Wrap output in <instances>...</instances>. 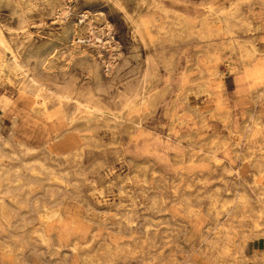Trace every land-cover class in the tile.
I'll list each match as a JSON object with an SVG mask.
<instances>
[{"label": "rangeland", "instance_id": "obj_1", "mask_svg": "<svg viewBox=\"0 0 264 264\" xmlns=\"http://www.w3.org/2000/svg\"><path fill=\"white\" fill-rule=\"evenodd\" d=\"M52 1L0 0V152L11 149L9 138L26 151L24 141L37 148L26 158L69 168V183L51 195L41 173L12 188L19 195L11 199L13 221L1 222L0 264H11L5 247L15 264H169L171 256V264H264V217L255 228L251 208L221 209L228 200L243 205V192L254 207L262 204L264 0H242L232 33L208 6L230 9L236 0ZM250 70H259L256 78ZM141 90L145 102L134 96ZM44 98L50 112L58 109L53 116L39 107ZM132 100L133 109L125 108ZM84 103L115 120L91 114ZM130 116L141 125L135 134ZM71 120L91 145L82 157L56 159L58 124ZM136 134L151 159L147 168L132 163L122 144ZM59 207L64 218L49 224L53 236L45 244L32 232L46 224L39 217L47 208ZM242 231L251 234L243 238ZM76 239L93 241L75 254Z\"/></svg>", "mask_w": 264, "mask_h": 264}, {"label": "bare ground", "instance_id": "obj_2", "mask_svg": "<svg viewBox=\"0 0 264 264\" xmlns=\"http://www.w3.org/2000/svg\"><path fill=\"white\" fill-rule=\"evenodd\" d=\"M24 1V0H23ZM52 1V0H51ZM246 1H248V0H246ZM53 2V1H52ZM235 2V7L234 8H217V7H215L214 5H209L208 6V13L210 14H217V15H219L218 16V19L223 23V25H224V30L226 31V32H228V33H232L233 31H232V27H231V22H232V20L234 19V17L236 16H239V11H240V7H241V3L243 2L242 0H236V1H234ZM122 4V3H121ZM232 6V5H231ZM19 7V6H18ZM60 14V13H59ZM59 16V15H58ZM251 19V18H250ZM205 23L208 25V29L209 30H211V31H213V29L211 28V23H210V21H208V19H206L205 20ZM147 24V23H146ZM251 24V23H250ZM136 27V26H135ZM4 30V29H3ZM104 30V29H103ZM67 32V31H66ZM153 32V31H152ZM81 33V32H80ZM5 34V33H4ZM62 35V34H61ZM208 35V34H207ZM209 35H211V34H209ZM60 37V36H59ZM7 38H8V35H7ZM57 38V37H56ZM61 38V37H60ZM59 38V39H60ZM77 38V37H76ZM65 39V38H64ZM63 40V39H62ZM74 40V39H73ZM58 41V40H57ZM82 41V40H81ZM57 44V43H56ZM56 44H54V45H56ZM59 44V43H58ZM61 44V43H60ZM33 46V45H32ZM79 46V45H78ZM30 47V46H29ZM28 47V48H29ZM39 47V46H38ZM58 47V46H57ZM54 48V47H53ZM32 50H34V49H32ZM36 50V49H35ZM51 50V49H50ZM38 51V50H37ZM36 51V52H37ZM55 51V50H54ZM77 51V50H76ZM33 52H35V51H33ZM32 52V53H33ZM70 52V51H69ZM50 53H51V51H50ZM49 53V54H50ZM54 53V52H53ZM37 54V53H36ZM39 55V54H38ZM42 55H44V53L42 54ZM50 56H51V54H50ZM72 56V55H71ZM252 56H253V51L252 50H249V49H246V53H245V55H244V57L247 59V60H251L252 59ZM25 57V56H24ZM42 57V56H41ZM29 58H30V56H29ZM28 58V59H29ZM32 58V57H31ZM47 58V57H46ZM71 58V57H70ZM36 59V58H35ZM58 59V58H57ZM72 59V58H71ZM37 60V59H36ZM73 60V59H72ZM24 61H25V58H24ZM40 61V60H39ZM49 61V60H48ZM29 62H30V60H29ZM41 63V62H40ZM45 63V62H44ZM52 63V62H51ZM54 63V62H53ZM15 64H17L18 65V62L17 61H15ZM23 64H25V63H23ZM23 64H21V65H23ZM39 64V63H38ZM90 64V63H89ZM111 64V63H110ZM155 64H156V62H155ZM43 65V64H42ZM54 65V64H53ZM37 66H39V65H37ZM28 67H29V65H28ZM41 67V66H40ZM39 67V68H40ZM48 67H50V66H48ZM52 67H54V66H52ZM66 67V66H65ZM90 67V66H89ZM22 68H23V66H22ZM21 68V69H22ZM30 68V67H29ZM43 68H46V64H45V66L43 65ZM55 68V67H54ZM53 68V69H54ZM95 68V67H94ZM31 69V68H30ZM32 69H33V67H32ZM51 69V68H50ZM38 70V69H37ZM91 70V69H90ZM97 70V69H96ZM99 70V69H98ZM97 70V71H98ZM109 70V69H108ZM156 70V69H155ZM33 71H35L34 69H33ZM50 71V70H49ZM150 71V70H149ZM258 71L259 70H255V71H252V70H250L249 72H248V76H252V77H255L256 78V75H257V73H258ZM93 72V71H92ZM105 72V71H104ZM107 72V71H106ZM47 74V73H46ZM94 75V74H93ZM100 76H101V74H100ZM259 77V76H258ZM53 78H55V77H53ZM56 79V78H55ZM71 80V79H70ZM252 80H254V79H252ZM45 81V80H44ZM41 82V81H40ZM45 84V83H44ZM40 85H41V83H40ZM64 85V84H63ZM59 86H61V85H59ZM65 87H66V85H65ZM64 87V88H65ZM128 87V86H127ZM63 88V89H64ZM54 89H55V87H54ZM128 89V88H127ZM142 89V88H141ZM40 90V89H39ZM56 90H57V87H56ZM61 90V89H60ZM139 90V89H138ZM128 91H130L129 89L127 90V92ZM136 91V90H135ZM140 91V90H139ZM47 92H49V91H47ZM130 93H132V92H130ZM125 94V93H124ZM124 94H123V96H124ZM133 94V93H132ZM148 94V93H147ZM159 94H161V93H159ZM52 95H55V96H57L58 98H60V100L62 99V98H64V97H66L67 98V96L68 95H66V94H61V93H54V92H52ZM129 95V94H128ZM134 95V94H133ZM140 95V101L141 102H145V100H146V92L145 91H142L141 90V92H139V93H137L136 92V94L134 95V96H136V97H138ZM131 96V95H130ZM161 96V95H160ZM159 96V97H160ZM128 97V96H127ZM66 98H64V99H66ZM133 98V97H132ZM41 99V98H40ZM123 99V98H122ZM129 100V99H128ZM117 101V100H116ZM125 101V100H124ZM48 100H47V98H44L41 102H39L38 104H39V107L41 108V109H43V111L45 112V111H47L48 112V115L49 116H53L54 114H56V112H57V110L58 109H55V111H52V112H50V110H49V108H48ZM137 102V101H136ZM124 103V102H123ZM73 104V103H72ZM75 104V103H74ZM113 105V104H112ZM124 105H125V108H131V109H133V107H134V105H135V103H133V100L132 101H129V102H127L126 104L124 103ZM73 106V105H72ZM84 106H85V108H87L88 110H89V112L91 113V114H97V116H99V117H102L103 119H105V120H107V121H114L115 120V117H112V116H110V115H108V114H105V113H103V108L101 107V106H99V105H90V104H85L84 103ZM105 106V105H104ZM123 109V108H122ZM121 109V110H122ZM130 109V110H131ZM71 110V109H70ZM69 111V110H68ZM110 111V110H109ZM251 112V111H250ZM21 113V112H20ZM70 113V112H69ZM74 113V112H73ZM76 113V112H75ZM74 113V114H75ZM94 116V115H93ZM96 116V115H95ZM117 116V115H116ZM123 116V115H122ZM60 118V117H59ZM62 118V117H61ZM117 119V118H116ZM121 119V118H120ZM123 119V118H122ZM61 120V119H60ZM59 120V121H60ZM93 120V119H92ZM129 120V122L131 123V128H133L134 130H133V134H135V131L136 130H138V128L140 129V124H138L137 123V121H135V119L133 118V116H130V118L128 119ZM85 121V120H84ZM76 122V121H75ZM90 122V121H89ZM66 123V122H65ZM62 124V123H61ZM107 123H105V125H106ZM258 125V124H257ZM95 126V125H94ZM102 126V125H101ZM104 126V125H103ZM113 126V125H112ZM116 129V128H115ZM81 128H80V126H78L77 124L75 125V124H73V120H71L68 124H66V128L65 129H63V130H61L59 133H58V137H63V136H65V132H68V131H71V132H76V133H79V139L81 140V142H82V145L81 144H79V145H81V147L79 148V149H77L76 151H74L73 153H66V154H58V153H56L55 154V157H59V158H62V159H67L68 158V156H70V155H73L74 157H82V155H83V152H84V149L86 148V147H88V146H90L91 145V143H90V138H91V136L90 135H84V134H82L81 133ZM95 131V130H94ZM70 132V133H71ZM92 132V131H91ZM245 134V133H244ZM124 139V138H123ZM138 137H137V134L135 135V138H134V140H131L130 142H128V143H123L122 142V144H123V147H124V149H125V151L126 152H128L129 154H131L132 156L130 157V161L132 162V163H135V164H138L140 167H144V168H147L148 167V165H150L151 164V159H149L148 157H144L143 155L145 154L144 153V150H143V147L142 146H140L139 144H138ZM63 142V141H62ZM109 142H110V140H109ZM8 143V142H7ZM94 143V142H93ZM59 144H62V143H60L59 142ZM21 145H24L25 147H26V151H23V154H25V155H28V154H32V153H34L36 150H37V148L36 147H32V146H26L25 144H21ZM107 147V146H106ZM119 147V146H118ZM193 148V147H192ZM191 148V149H192ZM13 149V153L14 154H16V155H18V153H19V151L17 152V151H15V149L14 148H12ZM195 151V150H194ZM11 152V151H10ZM9 152V153H10ZM1 153V152H0ZM21 154V153H20ZM11 156V155H10ZM120 156V155H119ZM122 156V155H121ZM210 156L213 158L212 160H215V162H217V163H220V161L222 160V158L221 157H219V156H216L215 154H213V153H211L210 154ZM12 157V156H11ZM15 158H16V156H14ZM196 158H198V155L197 154H192L191 155V159H193V160H195ZM37 160V159H36ZM251 160V159H250ZM34 161V160H33ZM30 162V161H29ZM186 161H181L180 163H179V167H181L184 163H185ZM222 162V161H221ZM258 162V161H257ZM25 164H27V163H25ZM15 165V164H14ZM30 165V164H29ZM8 166H9V164H8ZM13 166V165H12ZM17 166H19V165H17ZM22 167V166H21ZM28 168V171H29V173H30V176L31 175H36V178H38V177H40V174L41 173H43L44 174V176H46L45 178H46V180L48 181L49 180V182H47V187H50V189H51V195H54L55 194V191L56 190H60L61 188H65L64 186H63V183H69V180H68V175H69V173H70V170H69V168H67V167H59V168H55L54 166H52V165H48V164H46V162H45V160H39V166H38V164H37V166H31V167H27ZM6 170L7 171H9L7 168H6ZM16 172H21V170H20V168H15L14 169ZM234 170V168L231 166V165H228V166H226V171H227V173H232V171ZM154 172H157L156 170H154ZM260 172L261 173H264V168H260ZM10 173V172H9ZM13 175H14V173H12ZM81 174V173H80ZM80 176V175H79ZM20 177H21V175H20ZM129 177V176H128ZM3 181V180H2ZM4 181H5V179H4ZM3 181V182H4ZM16 181H17V179H16ZM124 181V180H123ZM259 181L261 182V191H260V194H259V196L260 197H262V204L260 205V207H258V208H256V207H254L253 205H252V200L250 199L251 198V195H249L248 193H246V192H243V193H241V195H239V198H246L245 200H243L244 201V203H243V205H241V203H236L237 205L235 206V207H231V205H230V203H232V200H228V201H225V202H223V204L221 205V209H223V210H233V213L235 214V213H237V211L239 210V209H244V208H251V210L253 211V217H252V219H253V221L255 222H253L254 223V227L256 228V227H259L260 226V223H259V218H261V217H264L263 215H264V184L262 183V176H261V178L259 179ZM17 184V183H16ZM16 184H14L15 186H16ZM18 184H19V182H18ZM257 184V183H256ZM6 187V186H5ZM67 190H69V188H66ZM95 190H97L96 188H95ZM30 191H31V189H30ZM27 192V193H31V192ZM78 192V191H77ZM102 192V191H101ZM0 196H2V195H0ZM13 199H15V197H13ZM240 200V199H239ZM247 201H248V203H250V204H246L247 203ZM190 202V201H189ZM153 204L154 205H157L158 204V200L157 199H153ZM61 205V204H60ZM187 209H188V213L189 214H197V210L195 209V207L192 205V204H188L187 205ZM223 210H220L219 212H221V211H223ZM250 210V211H251ZM240 212V211H239ZM248 213V212H247ZM187 215V214H186ZM63 218H64V213L62 212V210L60 209V207L59 208H55V209H49V208H47V210L43 213V214H41L40 215V217H39V219L41 220V221H43V222H45L46 224L45 225H43L42 226V228L40 229V230H34L32 233L33 234H35V235H37L39 238H41L42 239V242L43 243H45V244H49V239L53 236V233L51 232V225H49V224H52V223H54V222H56V221H62L63 220ZM128 218V221H132L131 219H130V217L128 216L127 217ZM178 222L180 223L181 222V220H178ZM73 224V223H72ZM71 225V224H70ZM77 227H78V225H76ZM224 227L226 226V224H224L223 225ZM227 227V226H226ZM76 230V229H75ZM255 231H257V229H254V232ZM29 234V233H28ZM250 234H251V232H248V231H242V237L243 238H247V237H249L250 236ZM263 234V233H262ZM151 237V236H150ZM152 239H153V237H151ZM92 241H93V239L91 240V241H89V242H82V241H80L79 239H76L75 241H73V243L70 245V248H71V250L76 254L78 251H79V249L80 248H87L91 243H92ZM26 244V243H25ZM107 245L110 247V248H112L113 247V244L112 243H110V242H107ZM149 247L151 248L152 247V243L151 242H149ZM21 248V247H20ZM58 248H60V249H63L64 248V245L61 243L60 244V246H58ZM5 249V251L7 252V255H6V257H8L9 258V260H11V264H15L12 260L14 259L13 258V249L12 248H4ZM243 249H244V245L241 243V244H239V251L240 252H242L243 251ZM85 252H87V251H85ZM171 259L169 260V264H171L173 261H174V258H173V256H171L170 257ZM263 258H264V254H263ZM83 259V258H82Z\"/></svg>", "mask_w": 264, "mask_h": 264}, {"label": "crops", "instance_id": "obj_3", "mask_svg": "<svg viewBox=\"0 0 264 264\" xmlns=\"http://www.w3.org/2000/svg\"><path fill=\"white\" fill-rule=\"evenodd\" d=\"M7 99L10 103L14 102L13 98L10 96H8ZM4 114H5V112L0 114V119L3 117ZM20 116H23V114H22V112L20 113V111H18L16 113V117L19 118ZM58 127H59V129L62 128L61 130H63L66 128V124H64V123L58 124ZM70 132L71 131L65 132V136L60 138L59 142L62 143V144L58 143L60 145V148H58L57 150L56 149L51 150V153L54 155V157H55L56 153H58V154L73 153L74 151H76L77 149H79L81 147L82 142L79 139L80 138L79 133H76V132L70 133ZM7 142L11 145V149L9 151H6V149H4L0 153V195H2V196H0V226H2L1 222L7 221L8 223H11V221H13V218H14L13 208H12L13 202L11 199H13V197L17 198L19 193H17L16 190L12 191V188L16 189L17 187H19V185H17L18 184L17 182L24 179L25 177H35L36 178L35 175L30 176V173H29L27 167L30 165L36 166L37 164L39 166V160H44L43 158H41L38 155L31 157V158H26L27 155L23 154V151L19 150L18 147H16V145L14 143H12V138L4 140L5 144H8ZM22 143L25 144L26 146H32V145L25 143L24 141H21L19 144L21 145ZM78 143L81 145H79ZM1 145L2 144L0 143V146ZM32 147H35V146H32ZM12 148H14L15 151H17V152L19 151L18 155H20V156L16 157V158L22 159L23 164H15L14 165L11 163L8 166V163H6V161L3 162V160H2L3 157H5L7 155L12 156V153H13ZM12 158L15 159V157H13V156H12ZM55 158L60 159V160L62 159L59 157H55ZM25 163H27V164H25ZM17 165H19V166H17ZM21 166L26 170V172L24 171V169H22ZM6 168L9 171H7ZM15 168H21V172L20 171L16 172L14 170ZM12 173H14V175ZM20 175H21V177H20ZM4 179H5V181H4ZM16 179H17V181H16ZM14 184H16V186Z\"/></svg>", "mask_w": 264, "mask_h": 264}]
</instances>
